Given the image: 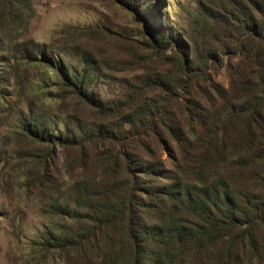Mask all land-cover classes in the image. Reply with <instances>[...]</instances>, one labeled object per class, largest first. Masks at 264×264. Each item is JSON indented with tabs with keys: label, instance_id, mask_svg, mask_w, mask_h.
<instances>
[{
	"label": "trees",
	"instance_id": "obj_1",
	"mask_svg": "<svg viewBox=\"0 0 264 264\" xmlns=\"http://www.w3.org/2000/svg\"><path fill=\"white\" fill-rule=\"evenodd\" d=\"M32 1L0 0V125L14 114L49 145L41 181L57 146L82 173L56 207L73 223L43 249L77 264H264V0H197L186 29L157 2L112 0L165 66L116 101L93 88L109 67L90 52L64 59L27 37ZM48 96L72 111L59 118Z\"/></svg>",
	"mask_w": 264,
	"mask_h": 264
},
{
	"label": "rangeland",
	"instance_id": "obj_2",
	"mask_svg": "<svg viewBox=\"0 0 264 264\" xmlns=\"http://www.w3.org/2000/svg\"><path fill=\"white\" fill-rule=\"evenodd\" d=\"M151 2H157L160 18L167 16L173 27L185 29L197 6V0ZM162 19L156 17V22ZM28 20L27 37L45 49H55L64 59L75 56L78 49L85 50L109 67L105 72L108 77L93 86L103 100L122 99V82L130 83L150 69H165L154 50L145 46V24L112 0H33ZM139 57L147 61L137 64ZM33 75L40 78L36 72ZM52 89L57 92L55 87ZM28 96L31 94L22 98V105L26 106ZM44 102L59 118L72 111V102L61 105L51 96ZM79 112L89 121L94 120L88 110L79 107ZM6 121L0 125V264H77L74 256L68 259L66 253L46 251L40 245L48 229L73 223L56 207L65 202L66 183L82 175L71 170L74 153H65L57 146L56 153L48 158L43 182L39 170L49 145L18 132L16 115Z\"/></svg>",
	"mask_w": 264,
	"mask_h": 264
}]
</instances>
